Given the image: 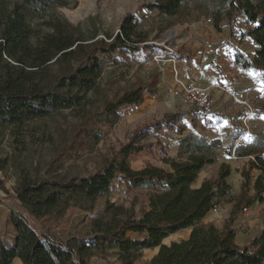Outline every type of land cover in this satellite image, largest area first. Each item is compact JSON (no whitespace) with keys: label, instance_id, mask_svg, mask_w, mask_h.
Returning a JSON list of instances; mask_svg holds the SVG:
<instances>
[{"label":"trees","instance_id":"obj_1","mask_svg":"<svg viewBox=\"0 0 264 264\" xmlns=\"http://www.w3.org/2000/svg\"><path fill=\"white\" fill-rule=\"evenodd\" d=\"M201 1L154 0L145 7L177 16L185 13L190 4L198 5ZM54 4L65 5L66 1L0 0V124H21L78 105L88 91L98 88L105 55L137 42L133 38L138 27L134 13L123 17L119 31L109 35V40L88 41L79 28L53 14ZM209 9L217 31L223 30L222 22L227 18L230 37L236 36L240 41L251 39L258 46L253 58L236 48L234 63L243 69L264 72V0H215ZM45 16H50L46 31L30 20ZM54 64L59 66L57 71L52 68ZM158 83L155 78L107 100L102 109L106 122L112 125L122 117L124 109L142 105L146 94L156 96ZM204 110L193 107L144 124L113 157L86 176L22 178L16 187L17 197L37 220L63 211L76 200L96 201L110 193L116 178H122L130 187L148 189V207L137 213L133 205L108 202L105 216L93 221L100 231L93 245L61 244L48 233H38L23 215L14 213L16 237L12 244H7L0 236V264H12L16 257L23 264H90L93 256L114 248L122 264H264V222L259 233L243 244L237 241L238 231L233 227L246 209L264 202L261 156L257 154V168L262 173L253 181L251 170H244L236 195L228 181L232 173L229 163H222L218 174L206 179L199 188H190L201 170L216 162L218 156L196 150L185 152V140L178 158H165L170 169L154 164L141 169L131 167L130 157L145 149L142 138L165 126L177 127L183 134V120L192 114L194 122ZM221 203H233L224 227L203 223L207 214ZM186 228H192L188 238L162 243L170 234ZM129 232L145 236L132 238ZM156 247L159 250L150 261L138 263L144 249Z\"/></svg>","mask_w":264,"mask_h":264},{"label":"rangeland","instance_id":"obj_2","mask_svg":"<svg viewBox=\"0 0 264 264\" xmlns=\"http://www.w3.org/2000/svg\"><path fill=\"white\" fill-rule=\"evenodd\" d=\"M65 1V5L54 4L51 11L56 17L68 20L79 28L88 41L109 40V35L113 36L119 31L123 17L128 13H134L138 27L133 38L137 42H129L128 46L114 54L105 55L98 88L88 91L78 105L21 124H0V235L7 244H11L15 238L12 223L14 213L23 215L38 233H48L61 244L93 245L100 233L94 227L93 221L105 216L108 202L128 207L133 205L137 213L147 208L150 194L148 189L130 187L122 178H116L110 193L96 201L76 200L63 211H54L37 220L21 205L16 187L24 177L34 180L44 177L68 179L76 175L86 176L94 173L105 159L113 157L144 124L160 119L166 114L196 107L191 105L185 93H176L177 87L179 88L175 86L177 77L173 71H167L171 64L168 61L170 58L175 57L177 61H181L182 73L179 72V77L184 82L199 85L212 83L217 88L221 80L223 84L245 80L233 65L235 55L233 44L240 45L248 54L254 53L253 43L238 44L235 37H231L233 43H228L230 27L227 18L222 22L223 31H216L209 9L211 2L215 0H203L198 5L190 4L185 13L177 16H169L157 9L145 7V4L154 0ZM30 20L38 28L46 31L50 16L31 17ZM238 20L241 24L242 17ZM199 25L203 27L201 28L203 37L200 36L202 39L195 45L188 44L192 29ZM157 55L164 57V60L156 61ZM187 58L194 61L195 68L187 64ZM52 68L57 71L59 66L54 64ZM155 78L159 80L156 96L146 94L142 105L124 109L122 117L112 125L106 122L102 109L107 100L115 99L139 84H148ZM225 84L223 89L232 101H238L232 97L234 94L232 88L225 87ZM218 88L221 89L219 86ZM251 106L255 114L261 116L260 110L264 108L263 105L256 103ZM238 111L239 115H244L242 108L231 105L216 111L214 120L204 121L201 118L197 124H193L189 118L184 119L183 134L178 132L177 127L167 126L157 132H151L141 140L142 144H145V149L130 157L131 167L141 169L148 164H154L170 169L165 158L167 156L178 158L179 150L175 152L174 149H180L185 140L183 146L185 152L196 150L220 156L218 162L207 164L201 170L197 180H201L203 176L214 178L218 174L220 161L226 158L231 160L232 166L228 181L232 184L233 195L238 194L246 164L237 163L240 164L237 167L230 157L232 147L236 143L233 144L236 129L232 130L230 136L226 133L229 129L223 130L224 134H221V140L217 144H211L212 141L207 137L216 135L215 130H221L218 120H222L225 127L229 128L230 117ZM190 115L192 117V114ZM251 129L248 137L241 142L240 154L264 153V130L261 125L255 131L252 127ZM232 207L233 203L218 204L217 210L213 208L203 223H214L222 229ZM263 222L264 202L255 203L234 221L233 227L238 231L237 241L243 244L247 239L255 237L261 230ZM191 231L192 228H186L170 234L164 238L163 243L170 244L186 239ZM128 236L143 238L145 234L129 232ZM158 250L159 247L144 249L138 263L150 261ZM90 264L122 263L117 249L114 248L105 254L93 256Z\"/></svg>","mask_w":264,"mask_h":264},{"label":"crops","instance_id":"obj_3","mask_svg":"<svg viewBox=\"0 0 264 264\" xmlns=\"http://www.w3.org/2000/svg\"><path fill=\"white\" fill-rule=\"evenodd\" d=\"M198 23L201 24L200 22H198ZM201 28H203L201 25L194 26V29H192V34L190 35V40H188V44L195 45L196 43L200 42L199 40L202 39L201 37H203V31H201ZM231 37L237 38L236 36H231ZM231 37L228 35L227 41H228L229 44L233 43L232 40H231ZM236 42L238 44L246 43V42L253 43L251 39H246L245 41H240L238 39V40H236ZM233 48H234V50H236V48H239L247 56L253 58L255 56V54H256L258 46L253 43V49H254V53L253 54H248L243 48L240 47V45L237 46V45L233 44ZM234 57H235V55L233 56V65L235 66L237 73H241L242 76L245 77V80L237 81L234 84L233 83H226V84L224 83L225 87L232 88V90L234 92H244L246 94L247 98H248V101L251 103V105L252 104H256V103H261L263 105V107H264V72L263 71H259V70H254V69H243V68H241L240 66H237L234 63ZM186 62H187V64L189 66L191 65V66H193L195 68L194 63H193L194 61L191 58H187ZM180 65H181V61L178 60L179 72L182 73V66H180ZM167 68H168L167 69L168 72L169 71H173L171 64H169V66ZM221 81H222L221 83L220 82L218 83V86L221 87V89L218 88V86H217V88L216 87L213 88L211 90V92H210V98H211V100L213 102L211 108H209L207 110H204L203 113L201 114V116H199L197 119H195L194 122H192L193 117H194L193 115H192V117H190L191 116L190 115L189 119H190V121L193 124H197V121L199 119H201V118L204 121H209V119L210 120L211 119L214 120L215 117H216V114H217L216 111H218L219 109H225V107H230L231 105H233L235 108H242V111H243L244 115L243 116L239 115L240 114L239 111H238V113L232 114V116L229 119L230 120V122H229L230 127L229 128L225 127V124H224V122L222 120H218V123H219L218 125L220 126L221 130H219V131H218V129L215 130L216 135H213V136H209V135L207 136L205 134V136H207L208 139H210V141L217 140L218 142H220L221 134H224V132H222L223 130L229 129V131L226 132V133L228 134V136H230L231 133H232V130L236 129V131L234 133L235 136H234L233 144L235 142L239 141L240 145H241L242 140L244 138H247L248 135H249L248 134V135H244V136L241 137V134L243 133V130H244L243 129V125H242V120H243L244 116L247 114L248 109L246 108L245 105L241 104L240 102H238V101L233 102L232 101V98L228 95V93L225 91V89H223L224 88L223 80H221ZM210 84H212V83H207V84L204 83L203 85L206 86V85H210ZM175 86L177 87L178 84H176ZM175 86H174V88H175ZM260 111H261V116L256 115L255 112H254L253 115L249 118V124L251 125V127L253 128L254 131H255V129L257 127H260V125H261V128L264 130V108H262ZM177 146H179V144ZM219 149H221V148H219ZM177 150H179V148L174 149L175 152ZM245 154H255L256 156L258 154L259 156H261L264 159V153H253V152H250V153H245ZM230 157L233 159L232 155ZM219 160H220V156H218V160L216 162H218ZM230 161L231 160H228L226 158L222 159V161H220V163H219V168H220V165L222 163H229L230 164ZM233 161H234V163L236 165H237V163H240L242 165L246 164V166H245L246 170H251V175L254 178V180L256 179L257 176H259L262 173V171L260 169H258L257 167H255L251 162L247 161V162H243L242 163V162H237L234 159H233ZM240 164H238L237 167ZM243 167L244 166H242V168ZM240 172H242V170ZM197 179H199L198 176L195 179L196 184H195V181H194L191 184V185H193V184L194 185L192 187L190 185L191 189L199 188L203 184V182L206 179H209V178L203 176L201 178V180H197ZM14 233H15L14 237H16V230L15 229H14ZM1 237L3 238V236H1ZM12 264H23V262H22V260L19 257H16L13 260Z\"/></svg>","mask_w":264,"mask_h":264},{"label":"built area","instance_id":"obj_4","mask_svg":"<svg viewBox=\"0 0 264 264\" xmlns=\"http://www.w3.org/2000/svg\"><path fill=\"white\" fill-rule=\"evenodd\" d=\"M162 56H155L156 61L162 62L164 59ZM168 61L172 64V70L177 77V84L179 88H177L176 93H185L186 97L189 98L192 106H196L199 108L209 109L212 106V100L210 98V92L215 87V85H199L191 82H184L181 77H179V66L178 61L175 57L170 58ZM230 93V92H229ZM236 100L240 101L243 105H245L248 109L247 114L244 116L242 120L243 125V133L241 137L244 135H248L251 133V125L249 124V118L253 115L254 111L251 106V103L248 101V98L244 92H234L233 96ZM240 142L237 141L232 147L231 154L233 159L240 162H251L255 167L259 165L257 161V156L255 154H240ZM215 210L217 208L215 207Z\"/></svg>","mask_w":264,"mask_h":264},{"label":"water","instance_id":"obj_5","mask_svg":"<svg viewBox=\"0 0 264 264\" xmlns=\"http://www.w3.org/2000/svg\"><path fill=\"white\" fill-rule=\"evenodd\" d=\"M142 239V238H141ZM163 243V242H162Z\"/></svg>","mask_w":264,"mask_h":264}]
</instances>
